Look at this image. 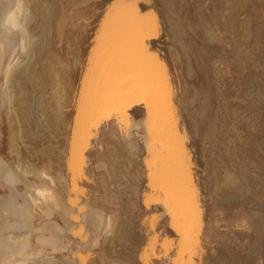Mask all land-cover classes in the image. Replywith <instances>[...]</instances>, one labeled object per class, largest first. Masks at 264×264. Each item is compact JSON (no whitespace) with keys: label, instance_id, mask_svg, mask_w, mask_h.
I'll use <instances>...</instances> for the list:
<instances>
[{"label":"rangeland","instance_id":"rangeland-1","mask_svg":"<svg viewBox=\"0 0 264 264\" xmlns=\"http://www.w3.org/2000/svg\"><path fill=\"white\" fill-rule=\"evenodd\" d=\"M111 1H30L34 43L19 55L27 67L10 80V118L0 104V161L43 170L54 184L20 173L13 190L0 181V201L21 202L30 182L51 185L59 208L46 217L38 202L32 223L41 226L36 236L58 235L65 248H41L33 236L32 250L46 249L56 264H180L170 216L160 205H143L165 198L160 181L154 191L147 187L157 158L145 149L144 108L130 111L138 127L127 142L124 126L101 120L85 174L68 170L79 81ZM149 7L159 17L153 45L187 132L201 208L199 228L195 222L189 238L191 258L183 264H264V0H151Z\"/></svg>","mask_w":264,"mask_h":264},{"label":"bare ground","instance_id":"bare-ground-1","mask_svg":"<svg viewBox=\"0 0 264 264\" xmlns=\"http://www.w3.org/2000/svg\"><path fill=\"white\" fill-rule=\"evenodd\" d=\"M30 1L0 0V79L3 80L0 83V104L7 107L4 110L9 118L15 96L10 90V80L19 67H27L26 63L21 64L23 60H19V55L29 54L34 43L29 27ZM150 4L151 0H113L103 13L90 42L85 71L79 81L67 166L73 174H85L86 154L92 147L94 131L100 127L101 120H111L118 129L124 126L120 134L125 142L130 141L131 129L138 127L130 111L144 108L146 117L141 122L145 131V149L157 158L156 170L148 174L147 187L154 191L160 181L165 198L161 199L160 194L144 201L143 205L146 209L160 205L170 216L171 229L178 238L177 261L183 264L185 257L188 261L191 258L193 248L189 238L195 222L199 228L201 208L187 147V132L179 126L167 66L153 45L160 37L161 27L158 14L149 7ZM143 6L147 8L143 9ZM2 124L0 118V126ZM8 162L0 161V181L8 187L18 183L21 174L22 177L32 175L43 183L54 184L51 176L43 170L26 167L20 161L13 169ZM42 185L25 184L21 202L16 203L12 198L0 201V264H56V258L48 256L46 249L32 250V238L41 227L33 225L36 217L33 207L42 202L46 207L41 213L49 217L51 210L54 211L52 207L57 204L53 189L51 191L48 187L51 185H46L48 188ZM96 221L98 229L102 220L98 217ZM40 234L36 236L40 247L51 246L53 250L64 247L62 239L54 236L53 231L50 239ZM148 246L153 250L156 239L152 238Z\"/></svg>","mask_w":264,"mask_h":264}]
</instances>
